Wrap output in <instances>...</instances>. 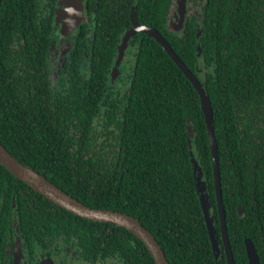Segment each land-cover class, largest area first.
I'll use <instances>...</instances> for the list:
<instances>
[{"label":"trees","instance_id":"1","mask_svg":"<svg viewBox=\"0 0 264 264\" xmlns=\"http://www.w3.org/2000/svg\"><path fill=\"white\" fill-rule=\"evenodd\" d=\"M94 1L73 40L64 91L50 88L47 72L56 0L0 1V143L85 206L136 219L169 264H226L223 247L220 258L213 254L190 156L201 168L221 245L196 90L145 33L129 42L137 51L126 88L110 86L135 0ZM188 1L199 10H188L179 33L164 27L173 0H137L135 18L160 33L201 82L234 264H248L246 242L264 264V0ZM12 214L30 252L50 240L87 263L155 264L125 228L73 215L0 166V257Z\"/></svg>","mask_w":264,"mask_h":264},{"label":"water","instance_id":"2","mask_svg":"<svg viewBox=\"0 0 264 264\" xmlns=\"http://www.w3.org/2000/svg\"><path fill=\"white\" fill-rule=\"evenodd\" d=\"M82 2L83 0L63 1L62 9L59 12V19H61V23H62V27H61L62 32L71 33L80 24V22L83 19ZM178 3L179 5L174 15V19H173L174 22H172L173 24L171 27L172 31L174 32H178L183 28L185 16H186L185 0H181ZM136 31H140L142 33L147 34L149 37L153 38L160 45L162 50L178 67V69L187 78V80L191 83V85L198 94L200 107L204 115V120L206 124L207 135L209 140V148L212 159L214 191H215L217 212L219 216V228H220L222 247L225 254L226 264H234L233 256L227 239V232L225 226V213H224L222 197H221V183H220V175H219L217 144L214 138V133L212 128V110L210 108V104L202 87V84L193 75V73H191L190 70L187 69V67L175 54V52L167 43V41L156 30L146 27H136L132 31L127 33L124 40L129 39V36L134 34ZM190 156L194 168L196 189L199 196L201 209L203 211L206 230L208 233L213 254L215 255L217 252L218 243L216 241V238L214 237V226L212 224L213 218L211 219L207 212V205L210 206L208 195L206 193L207 199L203 200V198H201L202 193L199 189V185L197 184V180H198L196 176L197 170L198 173L199 172L201 173V176H203V174L198 163L194 161L192 157L193 156L192 152L190 153ZM0 166L3 167L6 171H8L13 177L27 184L31 189L44 196L47 200L51 201L53 204L68 211L73 215L79 216L87 220H93L97 222L111 224L112 227L119 226L125 228L144 244L145 248L150 253L155 264H169L167 262V259L165 258L163 250L161 249L156 239L136 219L121 212L112 211V210L94 209L85 206L84 204L78 202L77 200L73 199L72 197L64 193L61 189L53 185L51 182H49L39 173H36L28 169L27 167L16 161L6 151V149L2 146L1 143H0ZM204 192H206L205 184H204ZM207 200H208V204L206 203ZM245 251H246L248 264H259L258 256L254 250L253 245L246 242Z\"/></svg>","mask_w":264,"mask_h":264},{"label":"flooded vegetation","instance_id":"3","mask_svg":"<svg viewBox=\"0 0 264 264\" xmlns=\"http://www.w3.org/2000/svg\"><path fill=\"white\" fill-rule=\"evenodd\" d=\"M63 1L64 0H56V6H55V14L56 15L53 17L54 31L51 33L53 40H52V44L50 47V51H49V55H48V63H47V72H48L50 88H56L57 90L61 89V91H64V89H62L61 86L59 87V85L62 83L65 76L66 75L68 76V74H69L67 72V70H68L70 63H71V56L70 55H71V53L74 52L73 40H74L76 34L78 33L81 24L84 22L82 19L80 24L71 33L62 32V29H61L62 23H61V19H59V12L62 9ZM136 1L137 0H135V2L131 5L130 12H129L131 27L128 30H126L125 33L123 34V36L121 37V40H120L119 44L117 45L116 58H115L112 66H111L110 72L108 73V77L110 80V82H109L110 86H118L117 88H122V85H124L126 83V80L128 79V75L130 72L129 71L126 72V70H125L127 67L126 63L128 62V64H130V61H131V65L133 66L134 62H135V53L137 50L135 48V45H132L129 42H130L131 38L134 36V34L142 33V32L136 31L134 34L129 36V39H127V40H124V39H125L127 33L132 31L134 28L144 27V26L139 25L136 21V18H135ZM179 1H181V0H173V2L171 4V8L164 15V17H165L164 27L166 26L167 29H171V27H172V24H173L172 21L174 19L175 13L177 11ZM88 2H91V6H94L96 4V1H94V0H83V2H82L83 3V11H82L83 12V18L85 17L86 12H87ZM190 3L191 2H189L188 0H185V9H186L187 5ZM187 17H189L188 10H187V13L185 16V21H186ZM86 21H87V19H85V22ZM146 28H149V27H146ZM181 30L176 32V33L181 32ZM65 40L69 41L68 42L69 47L66 49L67 53L65 55V60H64V62L58 64L56 66L57 68H53V66L50 62L51 53L54 52L53 48L55 47L56 44L59 46V44L64 42ZM124 79H125V82H124ZM123 88H126V86H124ZM98 129H100V127H98ZM25 185L28 186L27 184H25ZM31 190L34 191L33 189H31ZM34 192H36V191H34ZM36 193H38V192H36ZM214 193H215V191H214ZM39 195H41V194H39ZM42 197H44V196H42ZM221 197H222V193H221ZM47 201H49V200H47ZM49 202H51V201H49ZM215 207H216V211H217V206H215ZM211 208H212V206H211ZM15 211H17V210L15 209ZM213 212L214 211L212 208V216H213ZM238 214L242 215V212L240 210H238ZM217 215H218V212H217ZM11 218H12V222L10 223L9 229L3 238V251H2V254L0 257L1 258L0 264H40L39 259L48 261V262H45V264H51V262L54 264H92V263H87V262L81 260L80 258H77L76 256H74L72 254L67 255L58 247L57 244H55L53 241H50V240L41 241L42 243H44V245L45 244L46 245L41 247L40 250L33 247L34 251L30 252V248L26 247V245L24 244V240L21 236V231L19 230V226L16 223V221L14 220L15 215L12 214ZM213 221L215 223L214 219H213ZM218 226H219V216H218ZM225 226H226V224H225ZM219 233H220V228H219ZM220 241H221V237H220ZM17 243H19V245H20V250H21L20 253L16 252L15 245ZM218 245H219V249H220V252H219V258H220V253L222 251V246H221L222 244L220 245L218 242ZM66 252H68V249H66ZM16 253H18V255H16ZM105 263L106 264H120L119 262H116L114 260H107ZM97 264H104V262H97Z\"/></svg>","mask_w":264,"mask_h":264},{"label":"rangeland","instance_id":"4","mask_svg":"<svg viewBox=\"0 0 264 264\" xmlns=\"http://www.w3.org/2000/svg\"><path fill=\"white\" fill-rule=\"evenodd\" d=\"M186 10H189V13H193V12H196L197 10H199V8L196 5L190 3V4L187 5ZM172 22H174V20ZM68 42L69 41L65 40L64 42L60 43L59 46L56 44L55 47L53 48L54 52L51 53V57H50V62L52 64L53 68H57L56 66L58 64L64 62L65 55L67 53L66 49L69 47V43ZM126 66H127L126 69H125L126 72L130 71V68L132 67L131 61H130V64H128V62H127ZM197 70L200 73L202 71L201 65H200V61L197 62ZM124 82H125V79H124ZM123 87H124V85H122V88ZM192 155H193L192 157H193L194 161L197 162L196 156H195L193 151H192ZM196 176L198 178L197 184L199 185V189H200V191L202 193V196L201 195L200 196H201V198H203V200H206L207 196H206V192H204L205 181L203 179V176H201L200 172L198 173V170H197ZM206 203L208 204V200L206 201ZM207 212L209 214V217L212 219V208L210 206H208V205H207ZM212 224L214 226V237L216 238V235H215V223H214L213 220H212ZM216 241H217V238H216ZM217 243H218V241H217ZM15 248H16V252H19V253L21 252L19 243H17L15 245ZM219 252H220V249H219V245L217 244V252L215 254L217 259L219 258ZM16 255H18V253H16ZM39 261H40V264H45V262H48L46 260H41V259H39ZM51 264H54V263L51 262ZM104 264H106V263H104Z\"/></svg>","mask_w":264,"mask_h":264}]
</instances>
